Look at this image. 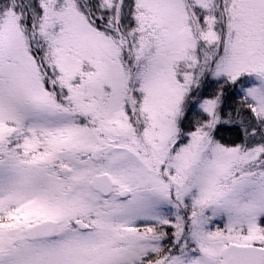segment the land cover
Returning a JSON list of instances; mask_svg holds the SVG:
<instances>
[{"label": "snow or ice", "instance_id": "1", "mask_svg": "<svg viewBox=\"0 0 264 264\" xmlns=\"http://www.w3.org/2000/svg\"><path fill=\"white\" fill-rule=\"evenodd\" d=\"M0 264H264V0H0Z\"/></svg>", "mask_w": 264, "mask_h": 264}]
</instances>
